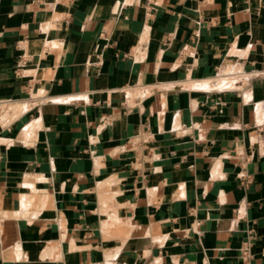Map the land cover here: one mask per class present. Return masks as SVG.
I'll return each instance as SVG.
<instances>
[{
	"label": "crops",
	"instance_id": "crops-1",
	"mask_svg": "<svg viewBox=\"0 0 264 264\" xmlns=\"http://www.w3.org/2000/svg\"><path fill=\"white\" fill-rule=\"evenodd\" d=\"M0 264H264V0H0Z\"/></svg>",
	"mask_w": 264,
	"mask_h": 264
}]
</instances>
